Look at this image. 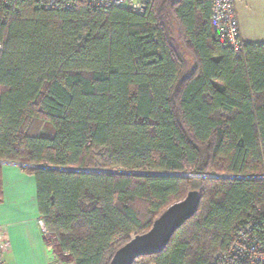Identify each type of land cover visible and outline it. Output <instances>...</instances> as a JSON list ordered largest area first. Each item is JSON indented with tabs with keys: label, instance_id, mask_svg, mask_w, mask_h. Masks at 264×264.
<instances>
[{
	"label": "trees",
	"instance_id": "obj_1",
	"mask_svg": "<svg viewBox=\"0 0 264 264\" xmlns=\"http://www.w3.org/2000/svg\"><path fill=\"white\" fill-rule=\"evenodd\" d=\"M0 43V161L44 167L22 170L74 264H109L191 190L196 213L133 264H213L264 210V43L222 45L208 1L0 0Z\"/></svg>",
	"mask_w": 264,
	"mask_h": 264
},
{
	"label": "crops",
	"instance_id": "obj_2",
	"mask_svg": "<svg viewBox=\"0 0 264 264\" xmlns=\"http://www.w3.org/2000/svg\"><path fill=\"white\" fill-rule=\"evenodd\" d=\"M235 10L242 43H264V0H235ZM0 183V227L8 239L7 263L53 264L45 232L39 224L34 177L21 166L8 162L1 164Z\"/></svg>",
	"mask_w": 264,
	"mask_h": 264
},
{
	"label": "built area",
	"instance_id": "obj_3",
	"mask_svg": "<svg viewBox=\"0 0 264 264\" xmlns=\"http://www.w3.org/2000/svg\"><path fill=\"white\" fill-rule=\"evenodd\" d=\"M77 0H39L45 9H70ZM151 0H87L92 7L107 10L111 7H124L140 14L145 13ZM211 7V22L217 40L235 52H240L242 39L240 24L235 10V0H206ZM2 44L0 43V54ZM43 231L46 227L40 217ZM6 232L0 227V264H8L5 254L8 251ZM56 264V263H53ZM213 264H264V210L249 216L234 229L232 241L227 248L217 252Z\"/></svg>",
	"mask_w": 264,
	"mask_h": 264
},
{
	"label": "water",
	"instance_id": "obj_4",
	"mask_svg": "<svg viewBox=\"0 0 264 264\" xmlns=\"http://www.w3.org/2000/svg\"><path fill=\"white\" fill-rule=\"evenodd\" d=\"M9 161H0V164ZM23 166L21 163H15ZM33 168L43 166L25 165ZM50 168V167H49ZM122 174L144 175L146 172L114 171ZM150 174V173H149ZM156 174V173H152ZM177 177L189 176L184 173L170 174ZM209 177V176H208ZM217 177V176H210ZM201 195L197 190H191L184 199L165 209L153 222L151 228L140 235L134 236L113 254L109 264H133L141 256H151L162 252L168 245L174 232L179 229L198 210Z\"/></svg>",
	"mask_w": 264,
	"mask_h": 264
},
{
	"label": "rangeland",
	"instance_id": "obj_5",
	"mask_svg": "<svg viewBox=\"0 0 264 264\" xmlns=\"http://www.w3.org/2000/svg\"><path fill=\"white\" fill-rule=\"evenodd\" d=\"M41 134L50 135L51 131L47 127H42L40 130ZM22 164V163H21ZM21 167H27L25 164ZM45 237L47 241V245L49 247V250L51 252V259L56 264H71L72 260L71 257L67 254H64L58 247L57 240L54 235H52L47 229L45 232Z\"/></svg>",
	"mask_w": 264,
	"mask_h": 264
}]
</instances>
